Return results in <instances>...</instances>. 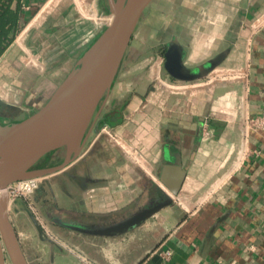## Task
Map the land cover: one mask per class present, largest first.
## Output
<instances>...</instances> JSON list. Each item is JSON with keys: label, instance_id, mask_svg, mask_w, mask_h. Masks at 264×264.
I'll use <instances>...</instances> for the list:
<instances>
[{"label": "crops", "instance_id": "1", "mask_svg": "<svg viewBox=\"0 0 264 264\" xmlns=\"http://www.w3.org/2000/svg\"><path fill=\"white\" fill-rule=\"evenodd\" d=\"M161 3L149 14L151 18L159 14L164 21L150 18L145 23L154 30L152 38L159 35L160 49L177 37L187 49L190 66L224 49L228 54L207 78L178 81L181 85L172 87L165 83L170 78L163 54L137 58L145 38L131 40L102 110L101 119L107 117L108 122L69 166L74 170L86 154L96 151L97 175L91 165L82 164L86 168L81 177L68 171V203H56L60 208L68 205V221L54 222L68 226V251H56L50 242L47 264H264V131L247 123L264 106V0ZM106 13L103 0H0V37L6 42L10 38L0 52V99L20 113L19 118L8 119L1 108L3 122L24 118L46 103L43 90L32 86L41 75L37 61L50 68L52 60L77 55L78 64L89 42L106 27ZM67 42L77 45L69 51ZM106 134L107 144L114 147L112 164L110 153H105L110 145L99 144ZM115 141L131 150L126 153ZM132 151L141 158L143 175L155 194L168 192L160 181L165 164L179 156L181 165H188L181 191L174 196L182 211L170 205L118 236H93L74 229L105 225L97 223L100 217L119 208L122 194L130 196L138 189L142 176L127 184L115 157ZM24 210L21 200L9 201L8 214L30 261L41 231L29 227ZM78 249L89 262L82 260ZM168 250L170 257L165 256Z\"/></svg>", "mask_w": 264, "mask_h": 264}, {"label": "water", "instance_id": "2", "mask_svg": "<svg viewBox=\"0 0 264 264\" xmlns=\"http://www.w3.org/2000/svg\"><path fill=\"white\" fill-rule=\"evenodd\" d=\"M153 2L107 0L112 19L47 102L19 120L3 122L0 118V264H8V261L11 264H30L8 214L10 198L7 187L16 181L61 172L83 155L133 34ZM187 53L177 37L166 44L163 67L169 78L181 82L205 79L224 61L228 49L196 66L187 65ZM1 108L18 109L0 99ZM58 149L64 150L60 163L36 168L40 160ZM187 168L188 165H181L179 156L164 165L160 181L168 192L161 200H155L110 224L72 227L101 237L128 233L163 208L173 205L174 196L181 191Z\"/></svg>", "mask_w": 264, "mask_h": 264}, {"label": "rangeland", "instance_id": "3", "mask_svg": "<svg viewBox=\"0 0 264 264\" xmlns=\"http://www.w3.org/2000/svg\"><path fill=\"white\" fill-rule=\"evenodd\" d=\"M103 2H104L105 9L107 10V4H106L107 0H103ZM161 7H162L161 0H159V1L154 0V2L151 4V6L146 11V13L142 16L134 34H133L132 39L134 37H135V39L145 38V43L141 44L137 50V58L150 56L151 52H152V54L154 52H157L160 55L163 54L164 50L160 49V46L156 45L157 41L160 40L159 35L158 36L155 35L152 38L151 34L154 35V30L152 32L150 28L148 29L147 24H145L151 18V15L149 14L150 8L154 12L156 10H159ZM84 13L86 15H89V16L91 15V12L87 13L84 11ZM105 18L107 21L106 23L110 22V20L112 19L111 13L107 12L105 14ZM151 20H154L155 22L164 21V20H162V16L159 14L157 16L153 15ZM89 26H90V24H89ZM106 26H107V24H106ZM85 41H88V39L84 40L81 44L86 43ZM76 45L77 44H71L69 42L65 43V46L68 47L69 51L73 50V48H75ZM152 45H154L153 48H152ZM65 51H62L63 55L68 56V52H65ZM76 56L77 55L71 57L70 59L67 58V59L52 60L50 68H45V65L43 64V62L37 61V64L40 67L41 75L39 77H37V76L35 77L34 82H32V86L33 87L38 86L37 88L43 90V92L40 94L41 95L43 94L44 97H41V98H45V100H47L48 98L51 97V95L56 90L58 85L62 82V80L65 79L67 74H69L71 72V70L75 67V65L77 64ZM162 78H163V80H166V77H162ZM28 83H29V81H26V86L28 85ZM156 83H157L156 81L152 82V84H156ZM165 83H168L172 87H177V86L181 85L180 82H178L172 78H170V80H166ZM96 133H97V131H95V134ZM111 134H112V132H109L110 136H111ZM94 135H93V137H94ZM109 135L106 134L104 136L103 135L101 136L100 141H99V144L101 143L100 144L101 146L104 145L103 143H106V145H108L107 144L108 142L106 139H107V137H110ZM93 137H91V139L88 141L86 148H85V152L90 147V144L93 140ZM115 144L117 146L121 147V149H123V147H124V151L126 153H128L127 150H129V151L131 150V149L127 148L120 141H117ZM158 144H159V142H158ZM109 147L111 148L110 151L108 152V150H106L105 153H110L109 154L110 156L108 158H110V162H111L110 164H112L111 159H112L113 151H111V150L114 147L111 145ZM96 148H97V145L94 146L93 149H96ZM91 151H94V150H91ZM101 152H104V151H101ZM63 157H64V150H61V151H59L57 158H60L62 161ZM115 157H117V160L120 163L119 164V166H120L119 170L121 172V177L125 180V182L127 184L132 182V181H135L134 178L136 175L138 177L141 175L142 177L140 178V180H138L139 186L141 184H143V185L146 184L147 186H148V184H150L151 186H153L152 183H149L150 181L148 182L146 176L143 175V170H142L143 164L141 163V161H139L141 159L139 157V155L135 154L132 151V153L127 154L126 156L122 155V156H120V158H119V156H115ZM106 160H109V159H106ZM108 162L106 161V163H108ZM82 164L85 166L91 165V169H93V175H97V172H96V169H97V167H96L97 166L96 151L93 154H91V156H90V154H88V155L86 154V156H84V158L76 164L74 170H72V168L67 167L65 170L58 172L56 174L41 177L40 181H39V185L34 190L33 194H31L27 198H24V197L17 198L14 201L17 203V201L21 200L22 205L25 207V210L23 211L22 216H23L24 220L26 221V223L29 225V227L33 228V226H34V228H35L36 226H38V228H40L42 231L41 237L40 238L38 237V240H39L38 242L40 244H37L38 246H37L36 251L29 253L30 264H47V263H49L48 262L49 261V251L51 250L50 242L55 244L56 251L57 250L58 251H68V226L61 225V227H62L61 228L59 226L54 225L55 219L60 218L64 221L66 220V222L68 221V205L66 207L63 206V208H60V207L56 206L57 205L56 203H57V201H62L63 203H68V171L69 170L74 171L73 173H75L79 177H81L80 175L82 174V171L86 168V167L82 168ZM101 164H102V161H99L100 167H101ZM112 172L113 171L110 168L109 174H112ZM135 172H136V174H135ZM79 179L80 178H78V180ZM139 186H138V189L135 191V193H134V191L131 192L130 196H128L127 194H122L121 201L119 202V205H120L119 208L115 211H112V212H106L104 214L105 216L103 215L104 216L103 218L100 217V220L97 223L103 222L105 224H110L112 222H115L117 220H120L121 218H124V217L132 214L133 212L137 211L139 208L149 204L151 196L155 194V190H156L155 187L148 186L147 189L141 190V186L140 187ZM139 188H140V190H139ZM65 191H66V194H65ZM135 195L138 196L136 199H135ZM172 208L174 210H177V211H182L180 205L177 204L176 202L173 203ZM166 211H168V210H166ZM96 214H97V212H96ZM152 221L153 220H149V223H151ZM36 237H37V234H36ZM72 237H75V236H72ZM43 238H44V240H43ZM45 239H50L51 241H48V240L46 241ZM78 253L83 256V254L80 253L79 249H78ZM35 255H37L38 258H40L39 255L42 257L40 260H37V257H35ZM8 264H11L10 261H8Z\"/></svg>", "mask_w": 264, "mask_h": 264}, {"label": "built area", "instance_id": "4", "mask_svg": "<svg viewBox=\"0 0 264 264\" xmlns=\"http://www.w3.org/2000/svg\"><path fill=\"white\" fill-rule=\"evenodd\" d=\"M247 123L250 126V128L256 130V131H264V106L262 109V113L260 115L249 117L247 119ZM207 133L209 131H206ZM40 178H31L26 180H20L16 181L12 184H10L7 187V191L9 193L10 201L13 202L17 198L24 197L27 198L31 194H33L34 190L39 185ZM172 255V251L168 250L165 252L166 257H170ZM83 261L89 262L86 258V256H80Z\"/></svg>", "mask_w": 264, "mask_h": 264}, {"label": "trees", "instance_id": "5", "mask_svg": "<svg viewBox=\"0 0 264 264\" xmlns=\"http://www.w3.org/2000/svg\"><path fill=\"white\" fill-rule=\"evenodd\" d=\"M107 4V3H106ZM107 12H109V8H108V4H107ZM106 28V27H105ZM105 28H104V30H105ZM103 30V31H104ZM102 31V32H103ZM101 32V33H102ZM101 33L98 35V36H96L92 41H90L89 42V44H88V46H87V48H86V50L98 39V37L101 35ZM7 41L8 42H6V37H0V52H2L4 49H5V47L8 45V43H9V41H10V38L9 39H7ZM85 50V51H86ZM84 51V52H85ZM84 52L82 53V55L84 54ZM82 55H81V57H82ZM80 57V58H81ZM63 81V80H62ZM54 93V92H53ZM49 99V98H48ZM47 99V100H48ZM47 100H46V102H47ZM108 122V118L107 117H105V118H102L101 120H100V122H99V124H98V128H100L102 125H104V124H106ZM61 150H63V149H58V150H55V151H52V152H50L48 155H46V157L44 158V159H42L41 160V166H52V165H55V164H57V163H59L60 161H61V159L60 158H57V155H58V153H59V151H61ZM56 158V159H55Z\"/></svg>", "mask_w": 264, "mask_h": 264}, {"label": "flooded vegetation", "instance_id": "6", "mask_svg": "<svg viewBox=\"0 0 264 264\" xmlns=\"http://www.w3.org/2000/svg\"><path fill=\"white\" fill-rule=\"evenodd\" d=\"M4 113H5V116L9 119H11V115H13V118L14 119H16V118H19V114L20 113H18L17 111H11L10 110V112L9 111H7V109H4ZM101 117H102V112H101V114H100V117H99V119L97 120V122L95 123V125H94V128H93V131H92V134H91V136H90V139H91V137H92V135L95 133V131L97 130V128H98V124H99V122H100V120H101ZM2 119V118H1ZM89 139V140H90ZM44 159V158H43ZM61 162V161H60ZM59 162V163H60ZM41 160L37 163V165H36V168H40V167H46V166H41ZM58 164V163H57ZM56 165V164H55ZM53 166V165H52ZM165 196V194L164 193H162V192H158V193H156V194H154V195H152L151 196V198H150V201H149V204L150 203H152V202H154L155 200H161L163 197ZM149 204H147V205H149ZM122 219V218H121ZM64 224V223H63ZM61 225H62V223H61ZM62 228V227H61Z\"/></svg>", "mask_w": 264, "mask_h": 264}]
</instances>
